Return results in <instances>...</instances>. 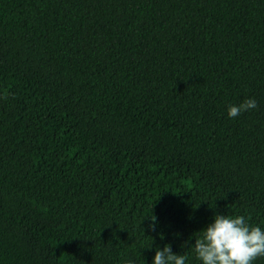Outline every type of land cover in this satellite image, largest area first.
<instances>
[{"label": "trees", "instance_id": "trees-1", "mask_svg": "<svg viewBox=\"0 0 264 264\" xmlns=\"http://www.w3.org/2000/svg\"><path fill=\"white\" fill-rule=\"evenodd\" d=\"M217 212L264 227V0H0V264H200Z\"/></svg>", "mask_w": 264, "mask_h": 264}, {"label": "clouds", "instance_id": "clouds-1", "mask_svg": "<svg viewBox=\"0 0 264 264\" xmlns=\"http://www.w3.org/2000/svg\"><path fill=\"white\" fill-rule=\"evenodd\" d=\"M256 106L254 98H247L240 104L229 105L227 114L234 118ZM149 216L152 223L148 227L155 230L156 217ZM185 243L193 248L200 264H253L258 256H264V227L250 224L243 215L217 212L202 228V234L195 236L194 242ZM123 264L136 262L125 259ZM151 264H188V255L173 251L165 243L163 247H156Z\"/></svg>", "mask_w": 264, "mask_h": 264}]
</instances>
